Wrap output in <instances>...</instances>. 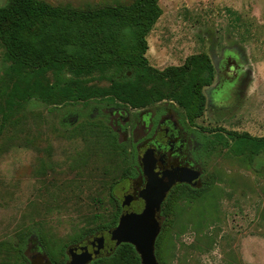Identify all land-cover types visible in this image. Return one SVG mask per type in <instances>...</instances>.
<instances>
[{"label": "rangeland", "instance_id": "rangeland-1", "mask_svg": "<svg viewBox=\"0 0 264 264\" xmlns=\"http://www.w3.org/2000/svg\"><path fill=\"white\" fill-rule=\"evenodd\" d=\"M36 1L88 12L134 0ZM6 3L0 0V7ZM159 5L163 15L147 37L151 67L163 71L207 56L215 70L213 85L222 56L234 53L244 86L224 107L211 106L209 87L203 90L204 113L189 122L216 141L215 149L200 157L202 188L179 187L163 205L157 259L160 264H264V154L249 160L223 145L233 146L235 134L264 139V0H160ZM10 67L0 45V264H30L16 248L22 240L30 241L33 264L46 257L69 264L75 247L88 237L108 239L107 227L122 213L123 197L132 194L123 180L134 163L132 142L109 122L113 107L133 108L105 98L65 107L16 101L11 108L15 84L50 85L56 78L53 72L18 73ZM100 76L94 72L87 85L110 88ZM166 104L178 107L170 99L156 105ZM142 208L141 202L131 206L137 213ZM123 262L117 255L99 264Z\"/></svg>", "mask_w": 264, "mask_h": 264}, {"label": "trees", "instance_id": "trees-1", "mask_svg": "<svg viewBox=\"0 0 264 264\" xmlns=\"http://www.w3.org/2000/svg\"><path fill=\"white\" fill-rule=\"evenodd\" d=\"M159 3L160 0H134L129 6L78 12L53 8L36 0H7L0 7L4 60L11 63L13 72H53L56 78L50 85L38 80L25 86L15 84L9 94V107H15L16 101L65 107L105 98L133 109H146L170 99L186 121L202 117L206 104L203 90L212 85L215 77L210 59L191 57L181 67L159 71L150 66L146 57L147 37L163 15ZM96 71L111 84L110 88L87 85L88 78ZM168 84L171 90L167 92ZM235 136L233 146L223 142L232 155L252 160L264 154V139ZM202 145L203 154H209L215 149L216 141L203 137ZM135 164L123 180L132 173L137 176ZM120 213L107 227L109 231L118 225ZM83 240L84 237L76 242ZM16 248L33 264L28 257L29 241H19ZM117 255H121L124 264H141L135 248L128 244L90 264ZM42 260V264H55L47 257Z\"/></svg>", "mask_w": 264, "mask_h": 264}, {"label": "flooded vegetation", "instance_id": "flooded-vegetation-1", "mask_svg": "<svg viewBox=\"0 0 264 264\" xmlns=\"http://www.w3.org/2000/svg\"><path fill=\"white\" fill-rule=\"evenodd\" d=\"M217 65L216 82L207 89V100L211 106L224 107L244 86L242 70H239L242 66L239 64V57L234 53H224ZM109 125H112L114 131L120 137L125 136L128 141L132 142L137 176L127 179L129 186L126 189V191L132 189V204L141 202L144 205L139 194L147 183L143 158L148 151H150L154 171L160 177H163L167 171L180 168L201 173V177L193 182V184L197 183L195 187L193 184H177L174 186L163 205L172 192L179 187H186L192 191H198L202 188L204 171L200 167V157L207 155L203 154V136L199 128L193 127L192 123L186 121L183 112L178 108L170 104L132 110L123 106L113 107L110 109ZM137 131L140 132L138 135ZM123 211L122 208V213ZM160 214L159 217L162 223ZM36 254L40 255L41 253L36 252Z\"/></svg>", "mask_w": 264, "mask_h": 264}, {"label": "water", "instance_id": "water-1", "mask_svg": "<svg viewBox=\"0 0 264 264\" xmlns=\"http://www.w3.org/2000/svg\"><path fill=\"white\" fill-rule=\"evenodd\" d=\"M150 151L143 158L144 174L147 183L139 197L144 202L140 212L131 210L133 197H124V209L118 225L105 236H91L77 245L72 252L69 264H90L95 259L106 257L120 246L128 244L135 248L141 264H160L156 256L157 240L162 232L159 214L167 195L177 184H193L201 173L191 169H176L160 177L151 163ZM197 183L193 184L195 187ZM109 244L107 249L106 245Z\"/></svg>", "mask_w": 264, "mask_h": 264}]
</instances>
